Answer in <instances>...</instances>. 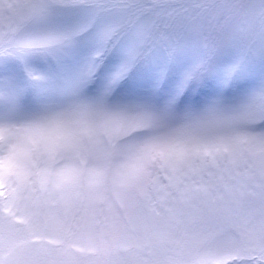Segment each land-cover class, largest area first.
Wrapping results in <instances>:
<instances>
[{
	"label": "snow or ice",
	"instance_id": "1",
	"mask_svg": "<svg viewBox=\"0 0 264 264\" xmlns=\"http://www.w3.org/2000/svg\"><path fill=\"white\" fill-rule=\"evenodd\" d=\"M0 264H264V0H0Z\"/></svg>",
	"mask_w": 264,
	"mask_h": 264
},
{
	"label": "rangeland",
	"instance_id": "2",
	"mask_svg": "<svg viewBox=\"0 0 264 264\" xmlns=\"http://www.w3.org/2000/svg\"><path fill=\"white\" fill-rule=\"evenodd\" d=\"M85 39L88 38L86 37ZM122 59L123 57L118 53L106 55L100 62L99 70L97 72V83L102 84L106 82L111 77V74L117 69ZM158 71V68L146 69L143 65L133 68L128 73V76L116 86V93L119 94L123 89L127 87L130 81L136 79L141 74L148 72L152 75H155Z\"/></svg>",
	"mask_w": 264,
	"mask_h": 264
}]
</instances>
